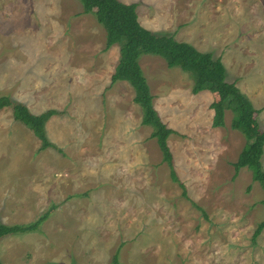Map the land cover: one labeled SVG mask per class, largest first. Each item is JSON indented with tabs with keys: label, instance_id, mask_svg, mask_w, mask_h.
<instances>
[{
	"label": "rangeland",
	"instance_id": "obj_1",
	"mask_svg": "<svg viewBox=\"0 0 264 264\" xmlns=\"http://www.w3.org/2000/svg\"><path fill=\"white\" fill-rule=\"evenodd\" d=\"M121 1L136 3L150 30L220 56L264 129V0ZM191 35L198 47L183 40ZM106 36L80 0H0V95L56 110L46 124L56 147L41 149L12 106L0 109V222L50 211L38 230L0 238L3 263L109 264L118 253L124 264H264V229L253 238L264 188L248 167L236 174L247 139L233 112L214 127L210 90L193 93L189 72L141 56L154 106L175 130L183 197L134 88L111 84L120 46L107 49Z\"/></svg>",
	"mask_w": 264,
	"mask_h": 264
},
{
	"label": "trees",
	"instance_id": "obj_2",
	"mask_svg": "<svg viewBox=\"0 0 264 264\" xmlns=\"http://www.w3.org/2000/svg\"><path fill=\"white\" fill-rule=\"evenodd\" d=\"M84 12L94 13L97 21L106 30V48L114 44L120 46V56L111 76V84L117 81L129 82L135 91L134 101L143 111L142 123L153 127L152 137L157 139L163 154V160L170 167L171 178L182 188V195L190 199L186 185L180 180L174 164V156L168 144V138L175 130L163 121L154 106V96L140 64L143 54L163 57L169 67L179 66L189 72L194 79L193 93L210 90L215 99L211 103L214 110L213 126L225 125L226 110L234 114L231 127L241 131L246 137V144L238 159L234 162L236 174L243 167L252 171L253 179L264 188V129L257 119L258 109L252 100L241 90L236 81L227 79L226 67L222 58L212 52L200 51L193 44L180 41L172 34L158 33L145 27L139 19L136 3L121 0H80ZM13 107L14 118L30 128L41 141V149L56 147L47 134V121L56 113L47 109L34 113L30 108L10 96L0 95V109ZM264 205V198L262 199ZM197 208L200 206L193 203ZM204 212V210H202ZM47 211L36 220L24 224H6L0 222V238L9 234L32 232L49 217ZM205 216L206 213L204 212ZM264 229V219L258 224L253 238L256 239ZM0 264H4L0 258ZM109 264H124L115 253Z\"/></svg>",
	"mask_w": 264,
	"mask_h": 264
},
{
	"label": "crops",
	"instance_id": "obj_3",
	"mask_svg": "<svg viewBox=\"0 0 264 264\" xmlns=\"http://www.w3.org/2000/svg\"><path fill=\"white\" fill-rule=\"evenodd\" d=\"M138 12V11H137ZM183 27H186V25H184ZM183 27H182V33H185V31L183 30ZM201 34V33H200ZM193 35H191V37H189L188 39H183V40H189V41H192L193 43H195L196 45H197V47H198V44L196 43V40L195 39H193ZM199 48V47H198ZM200 49V48H199ZM200 51H202L201 49H200ZM209 52H211V50H208ZM204 52H207V51H204ZM214 54V53H213ZM218 57H220V56H218ZM221 58V57H220ZM223 61V60H222ZM228 79V78H227ZM237 82V81H236ZM257 82V81H256ZM249 97H250V99L253 101V99H252V96L251 95H249ZM213 102V101H212ZM212 102H210V105H211V103ZM253 103H254V101H253ZM213 111V116H214V110H212ZM212 120H213V118H212ZM212 125H213V121H212Z\"/></svg>",
	"mask_w": 264,
	"mask_h": 264
}]
</instances>
